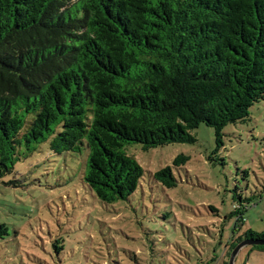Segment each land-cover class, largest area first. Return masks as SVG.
Returning a JSON list of instances; mask_svg holds the SVG:
<instances>
[{
    "label": "trees",
    "instance_id": "trees-1",
    "mask_svg": "<svg viewBox=\"0 0 264 264\" xmlns=\"http://www.w3.org/2000/svg\"><path fill=\"white\" fill-rule=\"evenodd\" d=\"M262 100L264 0H0V180L17 144L49 140L56 155L86 146V187L125 200L143 176L126 145L193 143L202 124L221 145ZM152 175L175 186L171 166ZM247 205L229 214L236 231ZM247 240L264 231L232 239L215 263Z\"/></svg>",
    "mask_w": 264,
    "mask_h": 264
},
{
    "label": "rangeland",
    "instance_id": "rangeland-1",
    "mask_svg": "<svg viewBox=\"0 0 264 264\" xmlns=\"http://www.w3.org/2000/svg\"><path fill=\"white\" fill-rule=\"evenodd\" d=\"M191 134L193 143L147 151L126 145L143 176L134 193L111 204L83 182L86 146L56 155L49 140L21 141L0 180V264H216L232 239L263 232L264 100L247 121L223 128L221 145L203 124ZM180 155L187 161L173 166ZM167 166L171 188L152 175ZM239 198L248 210L236 231L229 214ZM234 264H264V253L244 246Z\"/></svg>",
    "mask_w": 264,
    "mask_h": 264
},
{
    "label": "water",
    "instance_id": "water-1",
    "mask_svg": "<svg viewBox=\"0 0 264 264\" xmlns=\"http://www.w3.org/2000/svg\"><path fill=\"white\" fill-rule=\"evenodd\" d=\"M250 245H263L264 246V242H257V241H243L239 244H237L234 249L231 251L230 255H229V259H228V264H234V259L238 253V251L244 247V246H250Z\"/></svg>",
    "mask_w": 264,
    "mask_h": 264
}]
</instances>
